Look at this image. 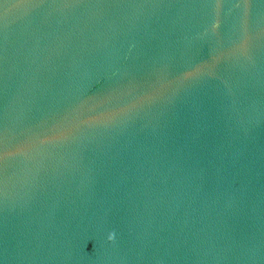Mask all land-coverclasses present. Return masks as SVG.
Here are the masks:
<instances>
[{
  "label": "water",
  "instance_id": "95a60500",
  "mask_svg": "<svg viewBox=\"0 0 264 264\" xmlns=\"http://www.w3.org/2000/svg\"><path fill=\"white\" fill-rule=\"evenodd\" d=\"M0 264H264V0H0Z\"/></svg>",
  "mask_w": 264,
  "mask_h": 264
},
{
  "label": "clouds",
  "instance_id": "9594fccd",
  "mask_svg": "<svg viewBox=\"0 0 264 264\" xmlns=\"http://www.w3.org/2000/svg\"><path fill=\"white\" fill-rule=\"evenodd\" d=\"M109 239H114V235L110 236Z\"/></svg>",
  "mask_w": 264,
  "mask_h": 264
}]
</instances>
